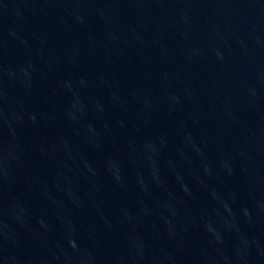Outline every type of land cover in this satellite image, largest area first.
<instances>
[{
	"label": "water",
	"instance_id": "1",
	"mask_svg": "<svg viewBox=\"0 0 264 264\" xmlns=\"http://www.w3.org/2000/svg\"><path fill=\"white\" fill-rule=\"evenodd\" d=\"M123 264H264V0H66Z\"/></svg>",
	"mask_w": 264,
	"mask_h": 264
}]
</instances>
